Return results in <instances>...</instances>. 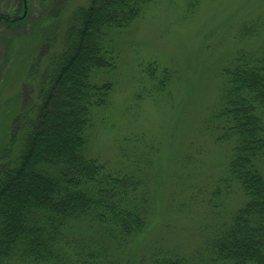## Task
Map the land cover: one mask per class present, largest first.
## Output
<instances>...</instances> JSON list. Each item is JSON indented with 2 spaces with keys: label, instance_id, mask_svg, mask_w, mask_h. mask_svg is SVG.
I'll list each match as a JSON object with an SVG mask.
<instances>
[{
  "label": "trees",
  "instance_id": "16d2710c",
  "mask_svg": "<svg viewBox=\"0 0 264 264\" xmlns=\"http://www.w3.org/2000/svg\"><path fill=\"white\" fill-rule=\"evenodd\" d=\"M153 1L88 0L71 12L37 99L18 110L0 154V264H129L136 255L131 245L154 197L151 154H134L128 144L111 162L87 153V145L93 111L109 104L115 84L119 50L111 33ZM25 12L4 20L15 27ZM243 29L258 39L237 47L221 69L214 118L224 129L219 137L234 139L225 181L238 184L245 200L197 247L154 242L140 264H264V17ZM142 68L153 90L168 85L157 62Z\"/></svg>",
  "mask_w": 264,
  "mask_h": 264
},
{
  "label": "rangeland",
  "instance_id": "374dc122",
  "mask_svg": "<svg viewBox=\"0 0 264 264\" xmlns=\"http://www.w3.org/2000/svg\"><path fill=\"white\" fill-rule=\"evenodd\" d=\"M87 1L0 0V154L18 110L37 99L71 12ZM23 6L27 16L15 27L4 20ZM263 17L264 0H155L111 33L119 50L115 84L109 104L93 111L87 153L114 162L129 144L134 154H151L153 203L129 264H140L154 242L197 247L244 202L241 187L225 181L234 139L219 137L224 129L214 113L222 104L221 69L237 47L257 42L243 28ZM153 61L168 70L160 91L141 71ZM260 168L264 174V160Z\"/></svg>",
  "mask_w": 264,
  "mask_h": 264
}]
</instances>
